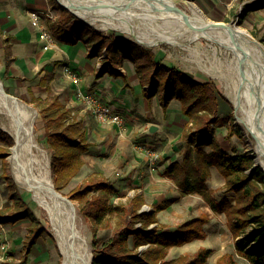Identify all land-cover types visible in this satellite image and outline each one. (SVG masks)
Segmentation results:
<instances>
[{
    "label": "rangeland",
    "instance_id": "1",
    "mask_svg": "<svg viewBox=\"0 0 264 264\" xmlns=\"http://www.w3.org/2000/svg\"><path fill=\"white\" fill-rule=\"evenodd\" d=\"M188 1L195 3L201 12L213 21L237 23L242 28L248 30L253 37L264 46V7L251 11L247 10V5L257 0H176V3L178 6L185 8L191 13ZM33 7L42 12L43 25L52 33L53 47H50L48 50L44 49L43 44L38 40V29L34 28L29 21L28 11ZM62 9L63 6L60 5L58 0H0V79L4 85V89L10 95L22 100L34 110L35 133L44 151L42 159L48 161L51 172V149H49L46 143L47 134L39 112V103L50 100L56 94V91H60L59 95L66 107L75 111L83 108L86 109L87 112L86 124H88L86 130L87 132L88 129L90 130L87 136L93 145L90 151L84 155L85 164L80 172L65 188L59 191L63 193L64 196L69 197L68 194L73 187L86 181L93 173H98L104 179L110 181L115 188L116 192L111 198L113 205L121 203L130 205L129 203L135 195L143 196L145 199L141 211H154V209L161 204L167 205L166 208L157 212L159 222L164 226V230H175L181 223L199 216L202 213H207L209 215V221L205 225L207 236L203 239H196L181 246H175L173 250L169 252L168 258H174L180 254L193 255L201 247L212 249V254L210 255L211 260L215 258L218 259L225 252H235L236 242L239 237L236 238L231 233L226 223V216L223 213L214 212L201 195L197 193L181 192L172 180L164 176L163 172L165 168L163 167V163L165 160L163 156L158 160V168L155 171V177L150 180L149 173L152 170H150L149 159L145 156L146 150L150 148V144H154L153 149L161 155L163 151L171 149V152L167 153L171 154L174 152L177 156V159L172 158L174 160H181L188 149L187 139L180 136L182 134L181 129L188 121L187 118L182 115L180 101L176 99L171 101L169 115L159 116L155 113L148 119L140 116L139 121L142 122L144 128L132 126L131 128L134 130L127 128L126 120L125 124L120 127L98 122L94 119V115L84 103L81 104L82 102L78 105L73 104L70 106L71 100L75 97L70 78L62 72V77L56 78L55 75H53L55 69H49L50 66H54L56 69L63 67L64 69L65 66L69 65V61L60 56V48L62 45H60L59 41L56 39L53 27L55 19H58ZM75 16L81 21L93 26L96 31L103 35H114L116 37H126L134 41L138 40L136 37L122 32L121 30L109 27L105 28L101 22L91 23L77 15ZM13 25L20 28L27 25L31 32L28 37L29 41L26 44H18L15 48H10L8 53L5 51V36L3 35L7 34L14 37L13 34H9L5 31L6 28H11ZM147 47L153 48L157 54V60L165 65L168 64L178 67L188 75L194 76L199 80L214 79L216 81L218 89L224 97L221 95L219 96V122L216 125L214 124L215 137L226 152L233 153L234 150L249 152L254 156L256 164V151L253 136L244 125L236 120L237 114L235 104L227 95L231 85L228 83L226 54L223 52V49H221V46L203 38L192 41L187 40L180 45L160 42L157 45H148ZM73 50L74 48L71 47L70 52ZM90 51L87 49V52L90 53ZM102 54L100 56H102ZM100 56L93 57L96 69L99 67V62H103ZM23 57H26L28 61L27 70L21 67L22 62L20 59ZM87 58H89V56ZM97 61L98 63H96ZM16 66L21 67L20 70ZM118 66L116 69L119 71L122 72L125 70L128 74L130 70L134 77L136 78L137 74L140 80L136 64L130 59H125L121 66ZM42 73H51L53 75L52 78H48L51 90L40 84V79L42 75L44 76ZM136 82L138 83V81ZM126 88H131L130 98L128 99L137 105L140 99L136 97L132 85H128ZM141 90L145 92L143 97L147 100H149L147 95H149L150 92L154 91L157 93L156 88L152 89V86L149 84L148 86L146 85V88L145 86L141 88ZM85 92L88 94H95L90 90H86ZM95 95L101 101L105 100L99 95ZM142 100L143 99H141V101ZM104 102L114 107L110 100ZM148 120L162 126L160 132L157 130L151 133L152 135H156V138L150 139V131L149 129L148 131L146 130L145 124ZM3 126H9V117L7 114L0 111V129L11 136ZM231 126L240 129L242 135L238 136L234 134L231 138L227 137L228 130ZM135 131L138 133L135 136L133 135L132 138H128V134L136 133ZM124 142L128 145L123 144ZM139 143H148L149 146L146 147L147 145L145 144L146 146L142 149H138L137 146ZM174 144L176 146H173ZM12 146L0 142V209L7 207L11 202L9 199V188L7 182L3 178L5 160L7 167L6 172L16 182L18 197H21L23 201L27 203L29 214L15 224L0 225V264H30L29 256L26 262H22V260L26 250L24 239L27 233V227L32 223L29 218L31 214L35 215L36 220L52 235V237H43L42 239L45 241L48 240V243L42 244L40 247L42 254H46V251H48L50 256L48 258L40 256L39 258H43L46 264H62L63 255L60 252L55 234L52 231L49 212L33 198L32 192L28 191L17 182L12 174V166L9 159ZM3 156H5V158ZM171 157L172 156L169 158ZM258 167L262 169V166L259 164ZM208 184L210 188L214 190V194L217 198H231L233 195L232 192L226 190L224 179L217 171L209 177ZM73 204L76 207L77 215L82 221L85 232L87 233L92 255L94 252L99 254L103 243L112 235L113 229L100 227L97 234V241L95 242L91 220L82 213L81 206L78 202L73 201ZM112 222L115 224L116 216L112 217ZM250 231L251 228H248L245 232V236L250 237ZM257 242L261 243L262 248L264 247L263 240L251 241L250 239L248 242H245L243 246L246 251H250L254 249ZM237 258L242 264H250L242 257L237 256Z\"/></svg>",
    "mask_w": 264,
    "mask_h": 264
},
{
    "label": "trees",
    "instance_id": "2",
    "mask_svg": "<svg viewBox=\"0 0 264 264\" xmlns=\"http://www.w3.org/2000/svg\"><path fill=\"white\" fill-rule=\"evenodd\" d=\"M247 6L249 11L256 10L264 7V0H257ZM53 27L56 39L60 42L71 45L83 42L93 46L90 57L100 56L104 50L102 65L97 71L98 77L105 74L124 75L116 68L125 59H130L136 64L141 83L149 84L157 90V93L153 91L147 95L149 100L158 95L165 111L173 99L180 101L182 115L188 120L182 131L188 149L181 160L168 164L164 176L171 179L181 192L201 195L214 212L226 216L231 233L239 237L236 251L225 252L216 264H242L237 256L250 264H264V247L260 242L250 251H246L243 246L249 239L264 241V171L255 165V158L249 152L234 150L228 153L216 139L214 129L219 122V96L224 97L216 81L199 80L178 67L165 65L157 60L153 48L137 41L103 35L66 8L61 10ZM11 38L5 36L4 42ZM9 49L10 45H6L5 51L9 53ZM52 77L51 73H45L40 84L51 90L48 78ZM39 106L47 134L46 143L51 149L53 181L59 191L80 172L85 164L84 155L90 151L93 143L88 139L84 120L73 114L58 94L48 101L40 102ZM234 134L242 135L240 129L231 126L227 137L231 138ZM0 142L8 146L14 143L13 138L2 129ZM213 166L225 179L226 190L233 193L231 198H217L210 188L208 179ZM6 168L4 160L3 178L7 182L11 202L0 209V224H15L29 214V207L18 197L16 182L6 172ZM115 192L110 181L93 173L68 194L80 204L82 213L91 220L95 242L100 227L113 229L100 253L94 252L92 264H206L212 254V249L208 247H201L193 255L180 254L174 258H168V255L172 247L207 236V213L181 223L175 230H164L157 212L167 205L161 204L154 211H141L145 199L140 195L132 197L130 205H113L111 198ZM113 216H116L115 224L112 222ZM29 218L32 223L27 227L24 239L26 250L22 262L27 261L32 247L40 237H52L36 220L35 215L31 214ZM248 228H251L250 237L245 236Z\"/></svg>",
    "mask_w": 264,
    "mask_h": 264
},
{
    "label": "bare ground",
    "instance_id": "3",
    "mask_svg": "<svg viewBox=\"0 0 264 264\" xmlns=\"http://www.w3.org/2000/svg\"><path fill=\"white\" fill-rule=\"evenodd\" d=\"M80 18L101 22L150 45L206 39L226 54L227 95L236 108V120L255 142L256 162L264 169V46L237 23L213 21L192 1L191 13L176 0H58ZM179 7L181 10L177 9ZM0 111L9 117L3 126L14 138L9 156L17 182L47 209L52 231L63 255L62 264H91L92 252L74 204L54 185L43 147L35 133V112L22 100L7 95L0 79ZM36 172V173H35Z\"/></svg>",
    "mask_w": 264,
    "mask_h": 264
},
{
    "label": "crops",
    "instance_id": "4",
    "mask_svg": "<svg viewBox=\"0 0 264 264\" xmlns=\"http://www.w3.org/2000/svg\"><path fill=\"white\" fill-rule=\"evenodd\" d=\"M55 21H56V19H55ZM5 31L8 32L9 34L14 35V37L12 36V38L9 41L4 42L5 45H10V48H12V47L15 48L18 44H26L29 41L28 37H29V34L31 32L30 28L27 25H25L22 28L13 25L11 28H6ZM3 36H7V34H4ZM59 43H60V45L64 46V47L61 46V48H60L61 49L60 50V52H61L60 56H62L64 59L66 58V60L69 61L68 66H70L71 68L77 69L80 72V74L82 75V83H81L82 88L85 91L90 90V91H92V93L99 95L100 97L105 99L104 101L110 100V102H112V104L114 105V108L124 115L125 120L127 121V128H131L132 126H140V127L144 128L142 122L139 121L140 116H143L145 119H148V118L152 117L155 113L158 114L159 116H161V115L165 116L166 114L169 115V113H170L169 108L167 111L164 110L163 106L160 103V100L158 99L159 98L158 95H155L152 98L153 100H151V101L147 100L145 97H143L145 95V92H143L141 90V88H143L144 86L146 88V84L143 85L141 83V80L138 79L139 77L136 73H135L136 78L134 77L133 73L130 70H129L128 74L126 73L125 70H123L121 73H123L124 75L105 74L104 76L98 77L97 71H98L99 67H98V69H96V64H95L94 58L90 57L89 52H87V49H89V51H90L91 46L89 47L88 45H86L83 42H78L77 44H74V45L66 44V43H63L60 41H59ZM71 47L74 48V50L72 52H70ZM88 56H89V58H87ZM20 60L22 62L21 67H23L25 70H27L28 69V67H27L28 61L26 60V57H23ZM96 63H98V61ZM16 67L19 68V70L21 68L18 66H16ZM49 69L50 70L55 69L53 72L54 73L53 75H55L56 78L62 77L61 72L63 74H65L63 67L56 69L54 66H50ZM42 74H44V73H42ZM42 77H43V75H42ZM136 81H138V83ZM71 83H72V81H71ZM72 85L74 88L75 97H73V99L71 100L70 106H72L73 104L78 105L81 103V101L79 99H77V96H76V85L73 83H72ZM128 85L129 86L132 85V87L136 93V97L140 99L139 102L137 103V105L132 103L128 99V98H130V94H131V88H126V86H128ZM59 92L60 91H56V94L59 95ZM141 99H143V100L141 101ZM81 104H83V103H81ZM71 110H72L73 114L78 116V118H82L84 120L85 126H87L88 123L86 124V114H87L86 109L81 108L80 110H76V111L73 109H71ZM94 119H96V118L94 117ZM145 124H146V130L148 131L150 125L154 124V122L148 120ZM156 125H158V124H156ZM115 126L116 125H114V127ZM158 126H159L158 130L160 132L162 130V126L160 124ZM183 128H184V126H183ZM183 128L181 129L182 131H183ZM132 130H134V129H132ZM89 131L90 130L88 129V132H87L88 134H89ZM135 132L136 133L128 134V138H132L133 135L135 136L138 133L137 131H135ZM148 134H149V132H148ZM180 136H182V134ZM156 137H157L156 135H152L150 132V139L156 138ZM123 144H127V143L124 142ZM145 144L147 146H149L148 143H139L137 146L138 149H142L141 145H145ZM151 146H154V144H152ZM173 146H176V145L174 144ZM177 149H176V151H177ZM178 151H179V149H178ZM167 152H171V149L163 151L162 155H161V156H163V159L165 160V162L163 163L164 168H166L171 161H174V159H177V156L175 155L174 152H172L171 154H169ZM170 156H172V157L169 158ZM172 158H174V159H172ZM157 168H158V166H157ZM155 171H150V173H149L150 180L155 177ZM215 171L218 172L216 167H214V166L211 167V175H213ZM224 183H225V179H224ZM42 238L43 237H40V239L37 240L36 244L32 247L31 252L28 255L30 257V260H29L30 264H37L41 260L42 261L39 264H46V261H44L43 258H45V257L48 258L50 256L48 251H46V254L45 253L42 254V250L40 249V247L42 246V244L48 243V240L45 241ZM173 248L174 247H172L170 249V252H171V250H173ZM40 256H42L43 258L42 259L39 258ZM37 258H39V259H37ZM216 260H217V258H215L214 260L213 259L211 260V258L209 256L206 264H216Z\"/></svg>",
    "mask_w": 264,
    "mask_h": 264
},
{
    "label": "built area",
    "instance_id": "5",
    "mask_svg": "<svg viewBox=\"0 0 264 264\" xmlns=\"http://www.w3.org/2000/svg\"><path fill=\"white\" fill-rule=\"evenodd\" d=\"M28 18L32 26L38 29V39L43 44L44 49L48 50L50 47H53V36L51 31L43 25L42 12L36 8H31L28 11ZM92 49L93 46L90 47V50ZM104 56L105 52L100 56V59H103ZM101 65L102 63L99 62V68ZM64 73L71 79L72 83L76 85L77 99L84 103L98 122L119 127L125 124V117L121 112L117 111L111 104L101 101L95 94H88L85 92L81 85L82 75L77 69L65 66ZM144 146L146 145H141V148ZM146 156L150 162V169L155 171L158 166V160L161 158V154L154 150L153 146L150 145V148L146 150Z\"/></svg>",
    "mask_w": 264,
    "mask_h": 264
},
{
    "label": "water",
    "instance_id": "6",
    "mask_svg": "<svg viewBox=\"0 0 264 264\" xmlns=\"http://www.w3.org/2000/svg\"><path fill=\"white\" fill-rule=\"evenodd\" d=\"M59 2V1H58ZM61 5V4H60ZM63 8H66V9H69L67 6H63ZM177 9H179V10H181L179 7H177ZM70 10V9H69ZM71 11V10H70ZM72 12V11H71ZM73 13V12H72ZM75 14V13H74ZM76 15V14H75ZM78 16V15H77ZM217 22V24H220V23H218V22H220V21H216ZM139 43H141V44H143V45H146V46H148V45H150V44H148V43H145V42H142V41H140V40H137ZM6 94L7 95H9V93L6 91ZM159 129V126L158 125H156V124H151L150 125V127H149V131L151 132V133H153V132H155V131H157ZM256 166H258V164L256 163L255 164ZM263 169V168H262ZM264 170V169H263ZM66 198V200L69 202V203H71V204H73V200L70 198V197H65ZM92 260H93V255H92V259H91V264H92Z\"/></svg>",
    "mask_w": 264,
    "mask_h": 264
}]
</instances>
